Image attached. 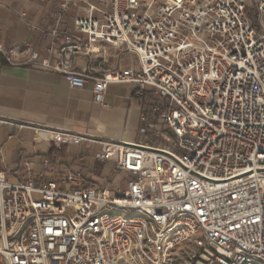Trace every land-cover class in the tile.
Wrapping results in <instances>:
<instances>
[{"label": "built area", "instance_id": "1", "mask_svg": "<svg viewBox=\"0 0 264 264\" xmlns=\"http://www.w3.org/2000/svg\"><path fill=\"white\" fill-rule=\"evenodd\" d=\"M62 0L51 34L57 61L28 63L148 98L138 141L36 128L54 150L99 149L75 161L107 168L101 181L55 154L21 172L0 168V264H264V0ZM82 41L62 31L70 10ZM102 40L131 65L101 75L75 67ZM17 48L0 55L19 64ZM1 155V150H0ZM182 249L186 255L180 259Z\"/></svg>", "mask_w": 264, "mask_h": 264}, {"label": "crops", "instance_id": "2", "mask_svg": "<svg viewBox=\"0 0 264 264\" xmlns=\"http://www.w3.org/2000/svg\"><path fill=\"white\" fill-rule=\"evenodd\" d=\"M61 1L0 0V40L7 48H17L19 61V64H10L0 55V168L6 166L20 173L24 158L31 157L35 171L40 170L41 157L50 155L53 148L50 141L37 138L38 127L107 140L133 142L140 139V116L148 98L136 95L135 85L110 84L103 102L98 103L94 100L91 78L83 87H71L64 73L28 63L30 52L48 58L51 64L57 61L63 39L53 37L51 28ZM74 16L72 9L60 29L86 41V34L73 29ZM93 47L94 54L76 59L77 70L98 76L133 62L129 53L108 42L99 40ZM98 149L97 143L70 144L56 161L61 165L71 164L73 168L84 166L85 179L95 184L101 181L102 172L107 168L98 163L78 164L75 159L80 155L90 159Z\"/></svg>", "mask_w": 264, "mask_h": 264}, {"label": "trees", "instance_id": "3", "mask_svg": "<svg viewBox=\"0 0 264 264\" xmlns=\"http://www.w3.org/2000/svg\"><path fill=\"white\" fill-rule=\"evenodd\" d=\"M65 148H67V144L64 145V146H63L62 148H60V149H57V150L52 149L50 155L52 156V154L54 153V154H55L54 159H55V160H59V158L61 157L60 154H61V152H62Z\"/></svg>", "mask_w": 264, "mask_h": 264}, {"label": "rangeland", "instance_id": "4", "mask_svg": "<svg viewBox=\"0 0 264 264\" xmlns=\"http://www.w3.org/2000/svg\"><path fill=\"white\" fill-rule=\"evenodd\" d=\"M254 5H255L254 3H251L250 4V6H249L250 11H253L254 10V8H255ZM185 255H186V252H185V250L182 249V252L180 254V257H181L180 259H184L185 258Z\"/></svg>", "mask_w": 264, "mask_h": 264}]
</instances>
